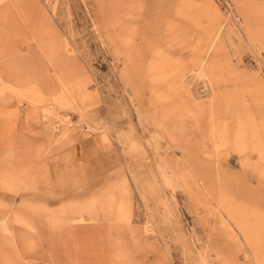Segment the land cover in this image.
I'll use <instances>...</instances> for the list:
<instances>
[{
  "label": "rangeland",
  "instance_id": "374dc122",
  "mask_svg": "<svg viewBox=\"0 0 264 264\" xmlns=\"http://www.w3.org/2000/svg\"><path fill=\"white\" fill-rule=\"evenodd\" d=\"M10 79L54 103L5 106L0 255L10 230L17 264H70L50 214L121 184L115 259L264 264V0H0V101Z\"/></svg>",
  "mask_w": 264,
  "mask_h": 264
},
{
  "label": "crops",
  "instance_id": "0c3cea01",
  "mask_svg": "<svg viewBox=\"0 0 264 264\" xmlns=\"http://www.w3.org/2000/svg\"><path fill=\"white\" fill-rule=\"evenodd\" d=\"M19 80V79H17ZM9 82L11 86H8V92L14 97L11 99H5L0 101V126L3 129H14L19 123V113L14 112V110H8L6 105H14V101L18 98L23 99L21 96L28 94V91H32L35 87L37 88L46 99H42L41 103L44 101H52V84L42 79V82L37 85L26 83H20L10 79ZM24 85L26 87H24ZM21 87V89H20ZM24 93V94H22ZM26 100H29L30 96H26ZM5 101V102H4ZM31 107L39 109L42 111L38 104H31ZM54 103V102H53ZM6 137L1 135L0 138ZM96 150L94 145H89V147H81V154L83 157L85 155L92 154V151ZM84 157V161H86ZM91 159V158H90ZM86 162H84L85 165ZM94 165V164H93ZM102 170V168H95V171ZM28 189L32 188L29 184ZM123 185L115 184L113 187L109 188L106 196L99 198H91L85 200L82 203H71L63 204L60 208L59 213L50 214V224L52 227H58L68 233V246L70 248V264H126L124 260L115 259L113 253L115 248L112 246L109 238V232L106 228L100 226L101 224L96 222L98 216L113 217L115 216L117 222L128 223V213L130 215V210L127 209L126 205V192ZM107 199L112 200V204L106 202ZM131 209V208H130ZM99 210V211H97ZM110 219V218H109ZM29 224H27L28 226ZM2 243L9 245L12 252L6 254L5 252L0 255V264H17L19 260V249L17 237L12 231L8 230L7 237L2 236ZM135 239V238H133ZM10 241V242H9ZM12 255V256H10ZM21 258V256H20ZM14 259L16 261H14ZM12 261V263H11Z\"/></svg>",
  "mask_w": 264,
  "mask_h": 264
},
{
  "label": "bare ground",
  "instance_id": "6f19581e",
  "mask_svg": "<svg viewBox=\"0 0 264 264\" xmlns=\"http://www.w3.org/2000/svg\"><path fill=\"white\" fill-rule=\"evenodd\" d=\"M70 35V34H69ZM48 53V52H47ZM48 55L49 56H51L49 53H48ZM55 68H57L59 71L58 72H60V73H57V78L62 82V84H63V86H64V90H63V93H64V91H69V87H70V81H72V76L71 77H69L68 79H65V78H63L62 77V75H65L66 74V72H67V68L69 67L68 66V64H66V63H64V62H58V63H55ZM61 90V89H60ZM22 94H24V93H22ZM27 95H29L30 96V98H29V100H31V101H29L31 104H39V103H41L42 101V99L44 100V99H46L45 98V96H43L42 94H41V92L37 89V88H34V89H32V91H28V94H26L25 95V98H27L26 96ZM55 98H57V97H55ZM60 98H62V96L60 97ZM5 102V101H4ZM55 102L57 103V104H59V105H62L63 104V102H64V100H55ZM44 113H46V114H50V112L49 111H47V110H44ZM10 242V241H9ZM10 256H12V255H10ZM12 262V261H11Z\"/></svg>",
  "mask_w": 264,
  "mask_h": 264
}]
</instances>
